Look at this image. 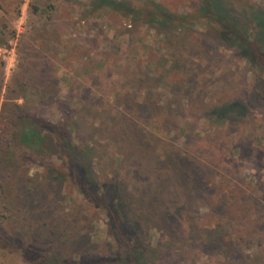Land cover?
Listing matches in <instances>:
<instances>
[{"label": "rangeland", "instance_id": "rangeland-1", "mask_svg": "<svg viewBox=\"0 0 264 264\" xmlns=\"http://www.w3.org/2000/svg\"><path fill=\"white\" fill-rule=\"evenodd\" d=\"M153 1L177 13L200 3ZM228 1L239 11L241 0ZM243 1L264 6V0ZM0 5L5 42L0 46V105L13 85L47 87L52 98L42 102L41 119L55 123L66 118L84 129L93 122L96 161L101 154L99 164L107 171L101 182L110 179L115 154L125 150L119 141L110 143L107 129L112 126L120 130L135 121L147 146L157 139L172 149L176 162L171 165L163 156L148 168L137 159L140 163L125 165L128 178L119 174L129 214L146 217L139 229L148 237L149 253L158 257L154 264H264V73L257 66L203 20L166 31L95 6L94 0H0ZM200 141L203 151L196 148ZM222 161L230 165L234 181L227 183L224 176L222 182ZM147 181L152 188L163 181L169 186L171 197L164 208L151 212L137 199L140 184ZM232 186L254 205V213L245 212L246 219L250 214L243 218L246 226L255 217L259 220L247 237L234 236V213L207 206L219 190L226 201ZM58 189V211L77 220L73 235L44 226L40 217L35 224L42 226L31 237H20L18 221L0 211V240L12 243L10 250L0 246V264H34L17 253L20 247L46 254L59 248L62 255L63 246L77 238L91 249L105 245L114 251L104 212L87 204L68 183ZM152 217L151 227L147 219ZM73 247L70 252H77Z\"/></svg>", "mask_w": 264, "mask_h": 264}, {"label": "trees", "instance_id": "trees-1", "mask_svg": "<svg viewBox=\"0 0 264 264\" xmlns=\"http://www.w3.org/2000/svg\"><path fill=\"white\" fill-rule=\"evenodd\" d=\"M199 1L196 9L186 13L173 12L153 0L138 2L94 0V5L106 6L131 21L137 20L166 31L183 30L190 23L203 20L209 23L221 41L234 46L249 64L257 66L264 73V6L241 0L242 5L238 11L235 7L228 6V0ZM17 13L18 9L15 14ZM3 37L4 33L0 30V46L5 43ZM1 80L0 74V83ZM46 88L36 90L34 87L13 85L8 87L6 99L1 102L0 211L5 213L7 218L18 221L17 233L20 237H31L29 235L34 234L37 226H42L35 224V220L40 217L45 218L44 226L49 223L56 231L73 235L77 228V220L58 211L54 203L56 193L59 191L58 186L63 182L68 183L83 196L87 204L100 208L107 216L114 251L110 252L108 250L110 247L105 245L101 250L91 249L84 245L83 238H77L63 246L65 253L62 255L58 251L59 248L46 254L35 248L20 247L17 253L28 256L34 264L156 263L158 257L149 253V245L145 241L148 237L143 234L142 227L139 229L141 225L139 221L146 217L142 213L136 216L129 214V201L122 189L119 174L125 173L128 178V169L125 165L129 162L140 163L137 159L146 161L145 166L148 168L149 162L163 156L164 162L171 165V162L172 164L176 162L172 149L164 148L157 143V139L154 140V144L147 146V137L143 136L135 121H128L126 127L120 130L121 127L112 126L107 129L110 143L119 141L125 150L115 154L114 162L110 163L113 168L110 175L108 174L110 179L101 182V177H105L107 171L106 167L102 170L104 166L99 164L101 154L96 161L95 140L92 138L96 131L95 124L90 122L86 125L88 128L84 129L73 120L66 121V118L55 123L41 119L39 110L44 105L42 102L46 99H49L46 100L49 102L52 98ZM15 98L22 101L18 102ZM70 133L75 134L78 140L76 144L73 143ZM196 148L203 151L206 147H203V142L200 141ZM30 168L35 169L33 175L29 173ZM230 175V165L222 161L219 170L222 182L224 176L228 179L227 183L230 179L234 181V177ZM136 183L135 179L133 186ZM148 184L149 181L140 184L137 199L146 203L151 212L160 206L164 208L171 197L169 186L164 181L159 182L154 188ZM232 189L231 197L226 201L222 200L219 190L218 196L209 199L207 206L213 211L220 208L228 213H234L236 217L234 236L247 237L251 232L250 228L258 227L259 220L255 217L248 227L246 226L245 220L250 214L246 219L245 212L249 210L250 213H254V205L249 206L246 197L237 195L236 186H232ZM148 219L152 227L151 221L154 218ZM1 245L5 250L12 249L10 248L12 243H6V240H0ZM73 246L77 248L75 253L70 252Z\"/></svg>", "mask_w": 264, "mask_h": 264}]
</instances>
